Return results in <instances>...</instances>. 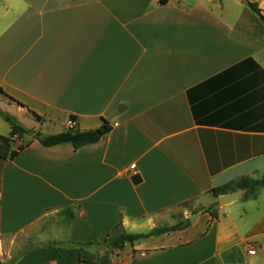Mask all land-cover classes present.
Instances as JSON below:
<instances>
[{"label":"crops","instance_id":"obj_1","mask_svg":"<svg viewBox=\"0 0 264 264\" xmlns=\"http://www.w3.org/2000/svg\"><path fill=\"white\" fill-rule=\"evenodd\" d=\"M220 4L0 0V87L45 118L31 129L111 126L78 149L24 134L0 156L4 264H264V186L225 204L211 192L264 177V23L246 9L229 22ZM184 203L204 210L196 222L105 241L166 226ZM49 218L65 229L31 231Z\"/></svg>","mask_w":264,"mask_h":264},{"label":"trees","instance_id":"obj_2","mask_svg":"<svg viewBox=\"0 0 264 264\" xmlns=\"http://www.w3.org/2000/svg\"><path fill=\"white\" fill-rule=\"evenodd\" d=\"M166 0H161L164 3ZM248 6L254 13L259 17L262 23H264V14L262 13V9L259 7L257 2L249 1ZM0 94L7 97L9 100L17 103L20 106L26 107L23 103L15 99L14 97L8 95L2 87H0ZM30 113L39 121H45V118L38 115L36 112L30 110ZM0 117H2L5 121H7L11 126V133L9 136H4L0 134V156L2 158L13 159L18 154L24 150L28 143L19 144L16 148H13L17 139L21 138L24 134H33L34 137L39 140V142L44 146H54L62 143H70L74 146L75 149H78L84 145L92 144L101 139V137L111 130V126L108 122H104L101 126L93 129H81L77 125L76 116L72 115L70 121L73 122L72 125H69L65 130L56 134H44L39 130H34L28 127H25L21 124L18 119L3 110H0ZM264 186V177L261 179H250L248 177L242 178L238 181L232 182L225 186L215 187L211 190V192L218 196L224 192L235 189H243L246 191L245 197L257 195V190ZM187 204V203H184ZM217 204V202H216ZM213 207V206H212ZM210 206L206 211L209 212L212 217H217V213ZM190 218L185 220V223L181 226H186L190 224ZM180 227V228H181ZM154 231L149 233H129L122 232L119 235L112 236L110 238H106V243L112 245L117 249H123L126 243L134 244L136 241H139L149 235L153 234ZM0 264H4V262L0 259Z\"/></svg>","mask_w":264,"mask_h":264},{"label":"rangeland","instance_id":"obj_3","mask_svg":"<svg viewBox=\"0 0 264 264\" xmlns=\"http://www.w3.org/2000/svg\"><path fill=\"white\" fill-rule=\"evenodd\" d=\"M221 4L220 7L217 8V11L222 13L224 18H226L229 22H233L234 14L239 13L240 11H244L245 9L248 14L249 13L255 14L254 11L250 9V7L247 8L245 3L238 4L236 0H221ZM243 19L245 20L246 18ZM19 109L21 110L20 106L17 103L9 100L4 95L0 94V110H3L7 113L14 115L18 119V121H20L21 124L24 125L25 127L32 128L34 126L33 122H37L36 118L26 109L23 110L24 113H17ZM48 130L50 129H47L46 132ZM41 132L44 133V130ZM191 208H192V203L191 204L188 203V204L179 205L178 207L172 210L163 212L162 215H163L164 224L174 225L177 223H181L183 225L185 223L186 218H188L186 217V214H188V211H190ZM60 224L61 223H59V220H56L55 218H49L46 219L43 223H40V226L38 225L35 228H32L31 231L35 233L44 230V232L53 233L54 229L56 230L57 228L58 229L61 228L62 230H64L65 225L64 224L60 225ZM36 241L37 240L33 238L30 239L29 241L26 240L23 243L24 245L31 246L34 245Z\"/></svg>","mask_w":264,"mask_h":264},{"label":"water","instance_id":"obj_4","mask_svg":"<svg viewBox=\"0 0 264 264\" xmlns=\"http://www.w3.org/2000/svg\"><path fill=\"white\" fill-rule=\"evenodd\" d=\"M249 1L248 0H244V3H248ZM133 181L135 183H137L138 181H140L141 177L139 174H134L133 177H132ZM241 192L242 191H235V192H232V193H228V194H223V195H220L219 196V202L220 204H225L227 202H231V201H234L236 199H238L241 195ZM204 210L200 211V212H197V213H194L190 216V220L192 223L196 222V220L198 219V217L203 213ZM181 223H177V224H174V225H166V226H156L154 227L153 231L156 235H161L165 232H169L171 230H175V229H178L181 227Z\"/></svg>","mask_w":264,"mask_h":264},{"label":"built area","instance_id":"obj_5","mask_svg":"<svg viewBox=\"0 0 264 264\" xmlns=\"http://www.w3.org/2000/svg\"><path fill=\"white\" fill-rule=\"evenodd\" d=\"M73 124V122L72 121H69V125H72ZM251 252L253 253V250H251Z\"/></svg>","mask_w":264,"mask_h":264}]
</instances>
